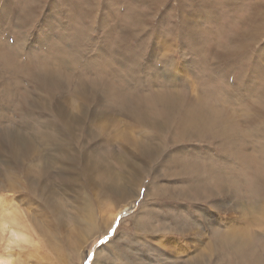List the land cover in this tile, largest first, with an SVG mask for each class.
<instances>
[{
  "label": "rangeland",
  "instance_id": "374dc122",
  "mask_svg": "<svg viewBox=\"0 0 264 264\" xmlns=\"http://www.w3.org/2000/svg\"><path fill=\"white\" fill-rule=\"evenodd\" d=\"M10 1L20 3L0 0V27H5L0 29V44L19 63L40 53L36 64L45 63L50 70L53 65L43 56L51 43L53 50L68 53L60 55L65 67L57 76L65 83L56 89L37 80L43 66L35 65L31 74L4 67L0 60L3 264H250V254L257 247L264 250V199L259 198L257 175L250 177L253 170L242 168L238 158L229 156L225 162L215 142L174 136V120L164 110L144 108L142 121L133 122L114 99L133 105L135 100L127 99L133 92L145 106V97L151 100L157 89L177 90L187 98L199 92L209 103L230 109L233 125L241 127L240 122L258 110L264 114V95L249 99L237 85L238 71L226 67L227 56L212 53L234 44L233 35L252 26L249 17L256 12L251 9L261 1L234 0L237 10L232 0H214L222 8L224 28L215 35L210 30L218 28L216 20L198 7L204 0H165L159 6L154 0ZM162 17L167 23L158 24ZM193 42L205 44L207 53H195ZM252 44L249 60L255 49L264 48V30ZM71 57L79 64L71 65ZM89 58L97 59L94 68L100 67L88 68L84 63ZM106 83L111 85L107 93L101 88ZM83 85L97 91L89 96L80 90ZM258 136L262 141L264 136ZM161 138H166L163 144ZM178 146L205 166L213 159L215 170L237 184H226L223 192L215 180L210 188H191L187 181L196 176L170 163ZM256 161L251 165H260ZM252 186L258 199L252 196ZM86 213L93 221L90 232L83 227ZM241 237L250 238V254L242 251Z\"/></svg>",
  "mask_w": 264,
  "mask_h": 264
},
{
  "label": "bare ground",
  "instance_id": "6f19581e",
  "mask_svg": "<svg viewBox=\"0 0 264 264\" xmlns=\"http://www.w3.org/2000/svg\"><path fill=\"white\" fill-rule=\"evenodd\" d=\"M117 1H119V0H117ZM147 1L149 2V4H151V0H147ZM164 1L165 0H154L155 4H157L158 6L161 3H163ZM232 1H233V4H235V5H233V7H235V6H237L236 3L237 2L239 3L242 0H239V1L235 0L237 2H234V0H232ZM260 1L261 2L257 1V3H256L257 6H254L251 9V10H255V12H256V14L249 17L250 21L252 22V26L245 28L246 30H242L241 34L238 32L235 33L232 37V43H234V44L229 45L230 43H228L224 47L225 49H220L217 47V48H214L212 50V53L215 57L221 58L222 53L225 56H227V58H226L227 62L225 63L226 67L227 68H233V69H236V71H238V72L232 71L239 77L238 79L240 80L241 84L237 83V85L239 87H241L243 92L245 94L247 93L248 98L252 99L253 101H254V99H256L255 97H257V99L260 100V98L264 95V65H262V63H261L262 59H264V56L262 54V52H264V50H263L264 48L262 47V48H260V50L255 49L256 52H255L254 56L252 57V59L249 60V58H248L249 54H250V50H251L252 45H253L252 43L257 42L262 31L264 30V1L263 0H260ZM15 2H19V1H15ZM183 2H186V1L180 0V3H183ZM8 3L10 5L14 4L13 1H10V0H8ZM199 3L203 7H206V12H204L201 9L200 4H198V7L200 8L201 12H203V14L206 15L208 18H212V21L216 20L215 24L218 25V28H216L215 31L211 29L210 33H213V35H215L216 33L221 32L224 29L222 27V23H223L222 19L220 18V15H221L220 11L222 10V8L216 6V3H214V0H204L203 2H199ZM152 4L154 5V3H152ZM16 5H17V3L15 4V6ZM181 6H183V5H181ZM198 7H196V8H198ZM237 7H239V8L235 7L234 9H237V10L240 9V6H237ZM209 8H212V10H208ZM5 12L6 11H4V13ZM4 17H5V15H4ZM234 17H235V15H234ZM7 20H8V14H6V21ZM191 20L193 22V19H191ZM8 22L11 26H13V22H12L11 18L9 19ZM162 23H167V18L165 20V18L162 17L161 22H159L158 24H162ZM182 23L183 22H181V24ZM2 28H5V27L1 26L0 29H2ZM193 35H194L193 37L196 41L198 37L194 33H193ZM53 46H55V45L53 43H51L50 50H48L49 54L45 53L44 56L42 55L44 58L47 57L50 60L51 64L53 65L50 70H48L47 66H43L45 63L42 65L43 67L40 66L41 64H36L37 61L41 58V55H39L40 53L39 54L35 53V56H37V58L34 59V56H33L34 60L31 59V60H27L26 63H19V61L16 60L17 57L15 58L14 56H12L10 54L7 46L4 45L3 43L0 44V60L3 62L4 67H8V66H10L12 68L18 67L19 70L21 69L23 71L30 72V73L34 72L32 70H34L35 65L42 67L40 70L38 69L39 70L38 72L42 71V73L40 75H37V80H38V78H40L42 83L47 85V87H51L53 89H56L65 83L60 78V76L58 77L57 75L59 73V68L62 65L65 67V65L63 63H60V55L61 54H67L68 51L65 50V53H63L58 48H57V50H53V49H55V48H53ZM193 46H194L195 53H200V54H198L199 56H202L201 54H203V53H207V48L205 47V44L193 42L190 45V48H193ZM237 48H238V52L236 54H234V52ZM247 50H249V51H247ZM248 52H249V54L247 55ZM29 54H30V51H29ZM242 54H244L246 56L243 57L244 58L243 60L239 61V58L241 57ZM73 56L76 57V55H73ZM98 56L99 55H97V58H98ZM210 56H212L211 53H210ZM28 57L29 56H27V58ZM72 58L73 57H71L69 60L71 65L74 63L79 64L78 62L75 61V58H73V59ZM99 58L102 59V57H100V56H99ZM245 60H247L248 62ZM84 64L86 66H88V68L89 67L94 68V67H96L97 59L96 58L86 59ZM99 67L94 68V69H98ZM222 70L223 71L225 70L224 67L222 68ZM60 71H62V70H60ZM215 74H213V76H215ZM231 74H233V73H231ZM217 75H219V74H217ZM218 78H221V76H218ZM99 80L100 79H98V81ZM69 82H71V81L69 80ZM5 83H4V85H5ZM110 86H109V83H106V84H102L101 88L107 93L108 88H110ZM92 87L88 88V86L83 85L80 87V90L83 89L82 92H85L89 96H92L97 91L95 86H92ZM116 91L119 92L121 90H120V88H117ZM176 91L175 90L166 91L163 89L155 90V92H153L151 94V100L152 101L148 97H145V99H146V105L145 106L146 107L142 106L140 103H137L140 100L139 101L136 100L138 97L136 99H134L133 92L131 93L132 96L127 98L128 100H131L132 98H133V100H135V101L131 100L133 102V105L125 104L121 97H120V99L116 98L114 100L117 101V103L122 107L121 110L124 111L132 119L131 121H133V122H135V121L141 122L142 118L144 117L142 113H145V110H143V109L148 108V107H153L154 110H161V111L164 110L169 115V117H171V119L173 118L172 120H174V122L171 123V125L172 124L174 125V128L172 129V132H174L173 133L174 136H178V137L183 138V139H189L190 137H196L197 139L200 140V139L205 138L206 141L209 140V141H212L213 143L215 142L218 146V149L220 151H222V154L224 155V161L225 162L228 161L230 159L229 156H231V159L232 158L233 159H236V158L239 159L240 165L242 166V168L246 167V168L250 169V172L253 170L252 171L253 175L250 174V177L257 175V178H256L257 184L262 187V196H259V198L261 197L262 199H264V193H263L264 192V155H263L264 154V138L261 141V140H259V136H258V134L264 136V123L262 122V120H264V114L262 113V111L258 110V113H257V111H256L257 109H255L254 111H256V112L252 113L253 116L250 114L249 119H245L244 121L240 122V124H241V127H240V125L238 126V123H236L234 125L231 123V121H230L231 110L227 108L229 110V111H227L225 106L220 107V106H223L222 103H219L218 106H215V105H213L207 101V99H206L207 95L199 96L198 95L199 92L196 93L197 94L196 95V94H192L191 91L189 93L192 94L193 96H195L194 97L195 100L193 99L194 101L189 102L188 98L193 97V96H189L190 95L189 94V95H187V96H189L188 98L183 97V96H181L182 94L179 95V94L175 93ZM215 94H216V96L220 97V94L218 92ZM247 95H246V97H247ZM231 98H233V96H231ZM96 99L99 100L98 98H96ZM206 102H208L209 104H203ZM215 104H217V103H215ZM100 105L106 106V104H104L103 102H100ZM249 105H250V102H249ZM250 107L252 110L254 109L253 106H250ZM257 115H258V118H260V119L257 118ZM160 118H162V117H160ZM253 118H254V121H252ZM145 121H147V120L145 119ZM253 123H255V125H253ZM162 124H164V122H162ZM167 124H169V123H166V126H167ZM163 127H164V125H163ZM163 127L161 129H163ZM235 127H236V129H235ZM155 129L158 130V126L156 128H154V130ZM252 134H255L256 136L254 137ZM250 136L253 138L251 141L249 138ZM177 139H179V138H177ZM216 139H220V140H216ZM165 140H166V138H163V139L161 138L159 140V142L163 144L165 142ZM135 146H138V145H135ZM152 148H154V146ZM183 149H185V148H182L181 146L177 147V149L175 150L176 154L174 156L175 160L170 161V163L172 165H176V166L180 164L181 165L180 171L187 173V174L192 172L193 173L192 175L194 177L196 176L195 179L187 181L188 185L191 188L200 190V189H203V185L205 186V184H208V186L210 188L211 183L213 184V180H215L223 192V189H224V187H226V184L228 185V188H229V185L233 186V185L237 184L235 179H231V178H229V176L227 177L223 172H221V170L219 172L217 170H215L216 166H214L212 163L213 159L209 160V164L205 163L207 166L206 167L205 165H203L204 162L202 160H199V159L195 160L194 158H192V156H189V155L185 156L183 154ZM143 150H144V148H143ZM175 151H172V153H174ZM149 152H150V150H149ZM152 152H154V151H152ZM144 154H145V151H144ZM209 154H210V157L212 158L213 157L212 153H209ZM149 155H147V156H149ZM206 156H207L206 160H208L207 159L208 153ZM169 157L174 158L173 155H171L170 153H169ZM256 160H258L260 165L252 166V165L257 164ZM181 161L183 163H181ZM137 164H136V166H137ZM141 166H139L140 169L143 167V166L142 167ZM216 172H218V174ZM213 173L215 175L216 174L217 175L214 176ZM250 177H249V180H250ZM216 178L218 179V181L216 180ZM254 185H256V184H254ZM219 187L217 189H219ZM258 188H259V186H258ZM184 189H183V191H184ZM221 190H219V192ZM251 190H252V192H251L252 196L255 197L254 199H258V196L254 195L257 191V190L255 191L254 186L251 187ZM208 193L210 195L211 190ZM85 215L86 216H84V218L82 220V222L84 224L83 227L88 229V231L90 232L92 229V227H90V225L93 224V221H92V218H90L88 213H86ZM238 237L240 238V236H238ZM243 237H241V239H240L241 241H242ZM247 237H250V236H247ZM250 238H248V239L250 240ZM248 239L244 240V238H243V241L241 243L239 241V243H240V246H242V244L245 245V248H243V246L241 247V248H243L242 251L250 254L249 252H251L250 250H252V249L250 248L249 244L246 243V240L248 241ZM251 240H252V238H251ZM244 241H245V243H244ZM249 242L252 243L251 241H249ZM254 247L256 249V246H254ZM254 247H252V248H254ZM236 249H237V247H236ZM257 249H258V247H257ZM257 249H256V251H254L253 255L250 254V256H249V258L251 260L250 264H264V250H261V252H259V249H258V251H257ZM3 262H4V259L3 260L0 259V264H3Z\"/></svg>",
  "mask_w": 264,
  "mask_h": 264
},
{
  "label": "snow or ice",
  "instance_id": "6c2138e0",
  "mask_svg": "<svg viewBox=\"0 0 264 264\" xmlns=\"http://www.w3.org/2000/svg\"><path fill=\"white\" fill-rule=\"evenodd\" d=\"M193 3H198V0H193ZM163 70H164L163 68L156 69V71H163ZM107 239H108V237L105 238V240H107Z\"/></svg>",
  "mask_w": 264,
  "mask_h": 264
}]
</instances>
